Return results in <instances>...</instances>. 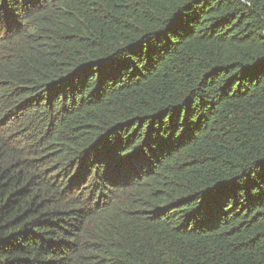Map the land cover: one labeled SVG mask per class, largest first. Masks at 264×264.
Returning a JSON list of instances; mask_svg holds the SVG:
<instances>
[{"label": "trees", "instance_id": "trees-1", "mask_svg": "<svg viewBox=\"0 0 264 264\" xmlns=\"http://www.w3.org/2000/svg\"><path fill=\"white\" fill-rule=\"evenodd\" d=\"M0 264H264V0H0Z\"/></svg>", "mask_w": 264, "mask_h": 264}]
</instances>
